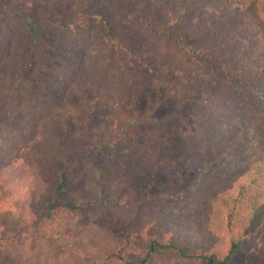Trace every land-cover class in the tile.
I'll return each mask as SVG.
<instances>
[{"label":"trees","instance_id":"obj_1","mask_svg":"<svg viewBox=\"0 0 264 264\" xmlns=\"http://www.w3.org/2000/svg\"><path fill=\"white\" fill-rule=\"evenodd\" d=\"M9 205L16 264H264V0L0 7Z\"/></svg>","mask_w":264,"mask_h":264},{"label":"rangeland","instance_id":"obj_2","mask_svg":"<svg viewBox=\"0 0 264 264\" xmlns=\"http://www.w3.org/2000/svg\"><path fill=\"white\" fill-rule=\"evenodd\" d=\"M11 0H0V7H4L9 4ZM88 95V96H87ZM105 95V94H104ZM97 95L95 92L93 94L91 86L86 85L84 89H79V94L76 100L72 101L70 104H66V108L60 109L61 113L66 115L67 119L71 121L79 120L82 124V119L84 115L90 113L88 112L89 108L91 109V114L94 117L103 119V113L109 112L114 106L110 103V95L106 94L105 96ZM90 98V99H89ZM90 101L92 103H90ZM100 103V105H98ZM82 109V110H81ZM99 110L98 113L96 110ZM99 114H101L99 116ZM99 116V117H98ZM181 121L179 122L180 125ZM31 130L26 132L27 136L30 134ZM37 138V137H35ZM8 211L0 216V235H5L8 230H15L19 226V217L20 211H18L15 205H9L7 208ZM6 219V221H5ZM119 221L116 218L110 219L109 224L111 227L116 228ZM28 240L27 242H29ZM23 248L19 244L9 245L5 248V251L0 254V264H16L12 259L13 254L22 252Z\"/></svg>","mask_w":264,"mask_h":264}]
</instances>
